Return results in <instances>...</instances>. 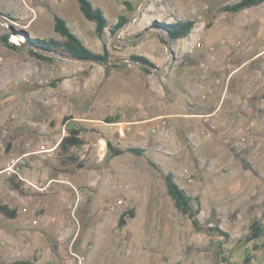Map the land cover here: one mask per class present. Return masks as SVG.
Instances as JSON below:
<instances>
[{"label":"rangeland","instance_id":"1","mask_svg":"<svg viewBox=\"0 0 264 264\" xmlns=\"http://www.w3.org/2000/svg\"><path fill=\"white\" fill-rule=\"evenodd\" d=\"M88 1L108 22L102 39L76 0H0V39L7 36L6 43L0 40V169L20 158L7 157L29 152L15 167L20 176L23 166L35 171L30 182L46 187L23 188L20 211L28 219L21 229L31 237L15 248L1 234L0 264H225L222 256L231 264H264V236L244 242L253 221L264 226V103L254 108L262 115L234 133L225 118L244 111L245 100H264L258 95L264 88V4L233 15L221 9L239 0ZM54 15L88 49L106 51L110 65L57 56L49 64L30 56L26 39H60ZM122 15L126 24L112 33ZM187 20L195 27L185 39L171 40L154 26ZM131 55L155 68L146 72ZM167 61L162 75H154ZM235 69L231 89L247 91L222 100ZM220 102L218 114L200 117ZM109 117L119 122L108 124ZM70 127L86 142L74 164L54 150ZM202 130L209 138L199 137ZM107 141L144 153L107 157ZM168 172L198 198L200 225L218 226L229 241L196 231L175 208L163 179ZM1 176L2 201L19 204L9 176ZM127 210L134 216L118 227ZM44 213L55 220L32 228ZM2 218L4 228L14 227V219Z\"/></svg>","mask_w":264,"mask_h":264},{"label":"trees","instance_id":"2","mask_svg":"<svg viewBox=\"0 0 264 264\" xmlns=\"http://www.w3.org/2000/svg\"><path fill=\"white\" fill-rule=\"evenodd\" d=\"M79 10L83 17L95 24V34L99 39H102L106 28L108 27V22L101 9L96 8L88 0H76ZM264 4V0H239L238 2L224 6L221 11L228 14H238L245 10L251 9ZM129 5V4H127ZM130 6V5H129ZM128 18L126 16H120L117 20L115 26L111 29L112 33L118 31L124 24H126ZM53 30L59 35L60 39L54 38H30L26 39L25 43L29 48V55L35 59L45 62L53 63V56L72 58L78 61H89V63H95L107 67L110 65V60L106 51L102 54L94 53L88 49L83 41L79 39L72 31L68 28L66 22L57 15L53 17ZM154 26L161 28L167 34L168 38L171 40H179L187 38L195 27L193 21H180L173 23H154ZM0 40L7 42V36L2 37ZM15 48V46H11ZM129 61L132 64L139 65L148 72L149 69L155 68L153 63L149 61L144 56L131 55ZM69 121V117H64L62 119L63 125H66ZM108 124H116L119 122L117 117H109L105 119ZM66 135L61 138L57 144L55 151L56 154L67 160V162L74 164L78 161L77 150L81 149L86 142L81 138V131L75 127L65 128ZM107 157H117L124 153H130L136 156H142L144 150L136 147H129L126 149H121L115 147L112 142H106ZM164 183L167 189V193L174 202L175 208L182 214L187 215L191 220L193 228L198 232H205L208 235H215L223 238L224 241H229L230 234L221 230L218 226H208L203 228L197 216L201 212V207L198 198H193L189 196L185 190L179 187L175 182L173 173L168 172L163 176ZM8 187L18 195H24L23 186L25 183L20 181L15 175L7 177ZM0 215L7 219H15L17 217V210L10 208L9 205L3 203L0 200ZM134 216L132 210H127L123 213L118 220V227H123L125 225V217ZM264 236V226L259 221H253L249 225L248 234L245 237L244 242H256L259 241ZM253 248L258 249L257 245H253ZM219 253H223V248L218 247ZM222 262L225 264H231L227 257L222 256ZM245 261H248L246 258ZM28 264V262L24 263Z\"/></svg>","mask_w":264,"mask_h":264},{"label":"crops","instance_id":"3","mask_svg":"<svg viewBox=\"0 0 264 264\" xmlns=\"http://www.w3.org/2000/svg\"><path fill=\"white\" fill-rule=\"evenodd\" d=\"M249 61L250 60H246L243 63V65H246ZM238 71H239V69H235V70H233L228 75V77L226 79L225 86H224L223 94H222V100L225 97H228V98L229 97L230 98L232 97L234 99V97H237V96L241 95L240 93H245L247 91V90H245V86H243L239 90H234L233 91L231 89L232 80H233L234 77H236ZM258 95L260 96V98L264 97V88H262L261 90L258 91ZM262 102L264 103V100L263 99H260L258 102L257 101L250 100V103H249V101L247 102V100H245L242 103V106H241V108L244 109V111L240 110L241 112L238 113V114L237 113H234L231 116H226L225 117L226 120H229L231 122V123H229L230 125H228L230 127L228 129V131L230 133L231 132L234 133V131L237 130L236 127L237 126L244 125L245 124V121L247 119H250L251 120L252 118H255V117L256 118L257 117L259 118L262 115V112L261 111L255 112L254 111V108L255 109L261 108V106H260L259 103H262ZM257 105H259V106L257 107ZM220 106H221V102L217 105V107L214 110L209 111L208 113H206L204 115H201L200 117H205L207 119L208 118H211L213 115L218 114V111L220 110ZM262 106H264V105H262ZM231 108L232 109H236L234 106H232ZM190 116H193V115H190ZM235 122H239V125L236 124ZM59 141H58V143H59ZM57 144L54 146V150H55ZM26 155H30L29 152L23 151L20 154L12 155V156H9L7 158H8L9 161H11V160H14V159L20 157L19 159L21 160L22 158L25 159L26 157H28ZM31 156H33V154H31ZM26 161H28V159H26ZM22 163H23V165L25 164L24 161H22ZM2 173L3 172L0 169V182L3 179V176H1ZM22 173H23V175H21L22 176V179L23 180H27V181H30V180L31 181H34V179L35 178L37 179V176H38V173H36L35 171H33V170L29 169V168H25L24 166L22 167ZM5 179L7 181V178H5ZM23 180H20V181H23ZM52 181H54V180H49V182H52ZM23 182L25 183V185L23 186V188H26L27 189L29 186H27V184H26L25 181H23ZM4 194H5L4 193V189L0 186V200L1 201H2V198H3ZM18 197H19L18 198V203L19 204H17V202H15V204H12V203L9 204V203H7L10 207H12V208H14V209L17 210V217L14 220H12V221H16L14 227L13 228H4V226L2 225V221H3L4 218H2L3 217L2 215H0V224H1L0 225V235L2 234L6 238V242L9 243V244H11V245L13 244L15 246V248H17L19 244H22L23 241H25V239L26 240H29L30 237H31V236H29L28 231H25V230L22 231V229H21V226H23L25 224V219L28 217V214H24V213H22V211H20V208H22V207L25 206V202H24V199H23L25 197V194L24 195H18ZM23 212H25V211H23ZM38 219H39L38 220V224L35 225V226H33L32 228L37 227L38 225H40V223H42L43 227H47V225L49 224L50 221L53 222L55 220V218L50 217V214H45V213L42 216V218L40 217ZM10 248H12V246Z\"/></svg>","mask_w":264,"mask_h":264},{"label":"built area","instance_id":"4","mask_svg":"<svg viewBox=\"0 0 264 264\" xmlns=\"http://www.w3.org/2000/svg\"><path fill=\"white\" fill-rule=\"evenodd\" d=\"M261 129H264V125H261ZM199 137L203 138V139H207V138H209V134H206V132L204 130H202L199 133ZM240 141L244 142V139H241ZM240 141L236 143V146H240L242 144ZM260 146L264 149V141L261 142ZM0 147H1V145H0ZM41 150L42 151H40V152L46 151V150H44V147H42V146H41ZM18 163H21L23 165L22 161L20 159H18L16 161H13L11 165H8L7 168L4 169L2 172L5 173L7 176L15 175L19 180H23L22 177L20 176V174L18 173L19 168L15 167L18 165ZM23 181L26 182L27 186H29L32 189H35L36 191H42L46 188V187H39V186L35 185L34 183L27 181V180H23ZM32 224L37 225L38 220L34 219L32 221Z\"/></svg>","mask_w":264,"mask_h":264},{"label":"water","instance_id":"5","mask_svg":"<svg viewBox=\"0 0 264 264\" xmlns=\"http://www.w3.org/2000/svg\"><path fill=\"white\" fill-rule=\"evenodd\" d=\"M167 50L170 51L169 47H168V44H167ZM68 59H71V60H75V61H78L76 59H72V58H68ZM82 62H86V63H89V61H82ZM169 64V61H167L165 63V65L163 66V68L161 69H153V74L156 75V76H160L162 75V73L164 72L165 70V67Z\"/></svg>","mask_w":264,"mask_h":264},{"label":"bare ground","instance_id":"6","mask_svg":"<svg viewBox=\"0 0 264 264\" xmlns=\"http://www.w3.org/2000/svg\"><path fill=\"white\" fill-rule=\"evenodd\" d=\"M19 40L17 39V37L13 36L11 39V42L13 43H17Z\"/></svg>","mask_w":264,"mask_h":264}]
</instances>
